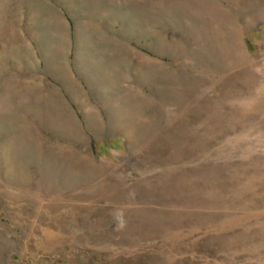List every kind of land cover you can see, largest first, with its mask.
<instances>
[{"label": "rangeland", "instance_id": "rangeland-1", "mask_svg": "<svg viewBox=\"0 0 264 264\" xmlns=\"http://www.w3.org/2000/svg\"><path fill=\"white\" fill-rule=\"evenodd\" d=\"M0 264H264V0H0Z\"/></svg>", "mask_w": 264, "mask_h": 264}]
</instances>
